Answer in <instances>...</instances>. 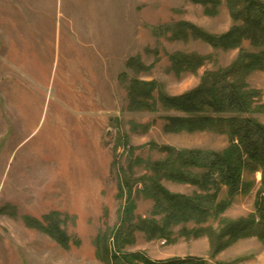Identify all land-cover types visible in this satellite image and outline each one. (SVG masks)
I'll return each instance as SVG.
<instances>
[{
	"label": "rangeland",
	"instance_id": "1",
	"mask_svg": "<svg viewBox=\"0 0 264 264\" xmlns=\"http://www.w3.org/2000/svg\"><path fill=\"white\" fill-rule=\"evenodd\" d=\"M242 25L227 0H0V264H113L119 231L124 255L155 263L264 264L258 237L225 236L230 224L257 217L261 172L245 170L248 187L234 196L227 187L216 194L161 180L172 195L213 198L201 223L168 222L141 192L153 165L168 159L165 148L222 153L230 146L215 132H172L169 119L189 114L168 110L161 97L193 92L207 74L259 54L251 40L225 49L195 34L220 38ZM182 57L203 61L177 69ZM229 82L251 92L253 113L245 117L264 125V70ZM135 83L156 85L150 110L133 106ZM143 222L167 224L168 237L136 229ZM48 223L66 244L44 230Z\"/></svg>",
	"mask_w": 264,
	"mask_h": 264
},
{
	"label": "trees",
	"instance_id": "2",
	"mask_svg": "<svg viewBox=\"0 0 264 264\" xmlns=\"http://www.w3.org/2000/svg\"><path fill=\"white\" fill-rule=\"evenodd\" d=\"M194 1L199 2L200 0ZM227 2L231 6L234 19H241L243 25L235 27L229 34L220 38L195 30L197 37H201L215 47L225 49L236 48L244 40H251L262 51L259 54H244L233 67L224 72L207 74L202 86L193 92L176 98L161 97L168 110L189 114L185 118L169 119V129L172 132L210 131L226 135L230 139V146L222 153L178 152L173 148H165L169 153L168 159L153 165L151 169L155 171V177L149 179L150 183L147 182L141 192L146 197L156 200L159 205L158 209L164 210L168 222L180 223L194 220L201 223L212 215L214 200L211 196L194 199L172 195L161 185L160 182L163 179L199 186L207 191L214 189L216 194L221 191L222 187H227L231 196L245 191L244 187H248L243 181L245 170L261 172L264 184V125L245 117L253 113L251 92L239 91L229 82L231 77H235L240 72L264 70V6L254 0H227ZM202 61L201 58L190 57L174 59L177 69L185 67L189 70L199 68ZM155 88L156 85L152 83H135L130 93L133 106L137 110H150L148 102L153 100ZM194 170H203L204 173L199 176L193 172ZM127 209L129 210V207ZM224 209L225 204H221L216 211ZM128 218V215L124 218L128 221L127 223L130 222ZM48 224L49 226L44 230L56 241L66 244L68 239L61 229L53 223ZM166 225L161 227L155 222H143L141 226L135 228L147 232L151 238H167ZM123 234L124 231H119L115 236L117 254L111 255L112 262L114 259L113 264H134L136 261L144 264H206L202 260H173L155 263L138 254L124 255L120 246ZM227 235L233 239L256 236L264 242V198L258 200L257 217L230 224L225 232V236ZM109 252L111 251L106 248L107 257H109ZM118 253L122 256H118Z\"/></svg>",
	"mask_w": 264,
	"mask_h": 264
}]
</instances>
